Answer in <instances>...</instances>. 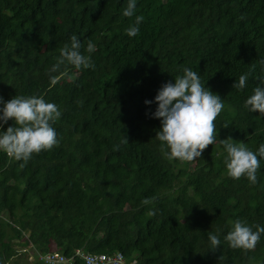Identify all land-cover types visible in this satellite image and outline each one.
<instances>
[{
  "label": "trees",
  "instance_id": "obj_1",
  "mask_svg": "<svg viewBox=\"0 0 264 264\" xmlns=\"http://www.w3.org/2000/svg\"><path fill=\"white\" fill-rule=\"evenodd\" d=\"M127 4L0 0V96H42L62 112L59 146L25 167L0 150V264H44L45 253L75 250L118 253L123 264H264V234L250 251L224 240L236 219L264 227V159L257 184L233 179L220 143L231 137L254 152L264 144V116L244 107L258 82L232 87L252 65L264 76V0H136L132 18L122 14ZM137 15L144 20L129 37ZM72 35L95 68L69 65L51 73L53 84L49 69ZM184 68L224 102L216 143L191 162L168 158L152 115L158 90ZM209 233L221 240L215 252Z\"/></svg>",
  "mask_w": 264,
  "mask_h": 264
},
{
  "label": "clouds",
  "instance_id": "obj_2",
  "mask_svg": "<svg viewBox=\"0 0 264 264\" xmlns=\"http://www.w3.org/2000/svg\"><path fill=\"white\" fill-rule=\"evenodd\" d=\"M135 12L136 0H128L123 16L132 18ZM143 20V16H135L134 24L126 30L129 37L138 35L139 25ZM86 47L87 52L91 53L94 48L91 40L87 42ZM81 48V41L76 35H72L70 41L63 44L56 63L49 69L53 84L58 82L59 77L51 73L61 72V75H66L69 65L78 70L81 68L94 70L95 64L91 55L83 54ZM259 64L261 71L264 72V59H261ZM255 69L256 65H252L248 72L239 76L238 82L235 81L232 87L243 90L247 87L250 77L255 79L258 83L253 88V94L245 100L244 107L249 112H258L264 116V76H253ZM182 71L183 74L176 76L174 82H166L158 90L154 98L157 107L152 115L161 121V128L156 132L155 138L161 142L162 150L167 147L168 158L191 162L199 159L209 145L216 143L218 131L214 121L223 111L224 102L218 94L205 86L198 72L191 68H184ZM145 103L152 102L145 101ZM0 104L3 105L0 108V129L9 120L14 122V125L0 131V150L15 160L22 161L21 168L27 165L34 154L50 151L59 146L60 139L53 127L62 115L57 104L47 102L38 95H15L7 102L0 96ZM222 127L228 128L229 123L225 122ZM233 141L231 137L220 140L227 153L225 165L228 176L237 180L244 177L250 184H257V173L261 168L260 160L264 159V144L254 152L244 142ZM128 142L124 135L121 143ZM114 150H119V145H116ZM155 199V197L147 198L142 203L153 204ZM149 214L155 215V211ZM262 234L264 227L249 226L246 221L236 219L232 229L224 236V240L232 249L250 251L260 242ZM208 240L209 250L213 252L221 245L218 233H209Z\"/></svg>",
  "mask_w": 264,
  "mask_h": 264
},
{
  "label": "built area",
  "instance_id": "obj_3",
  "mask_svg": "<svg viewBox=\"0 0 264 264\" xmlns=\"http://www.w3.org/2000/svg\"><path fill=\"white\" fill-rule=\"evenodd\" d=\"M74 258L80 259L84 264H122V258L115 253L111 256L102 253L98 254H84L80 250H75L69 257L61 256L55 252H48L41 256L39 259L44 264H71Z\"/></svg>",
  "mask_w": 264,
  "mask_h": 264
},
{
  "label": "rangeland",
  "instance_id": "obj_4",
  "mask_svg": "<svg viewBox=\"0 0 264 264\" xmlns=\"http://www.w3.org/2000/svg\"><path fill=\"white\" fill-rule=\"evenodd\" d=\"M24 254H25L24 256H27L26 253H24ZM24 261H25L26 264H29V263H30V259H29V257L27 258V260L25 259Z\"/></svg>",
  "mask_w": 264,
  "mask_h": 264
}]
</instances>
